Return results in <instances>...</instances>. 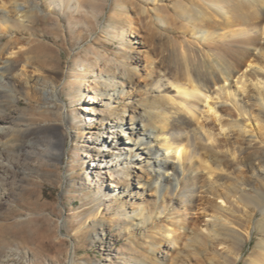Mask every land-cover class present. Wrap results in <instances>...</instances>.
Returning a JSON list of instances; mask_svg holds the SVG:
<instances>
[{
  "label": "bare ground",
  "instance_id": "obj_1",
  "mask_svg": "<svg viewBox=\"0 0 264 264\" xmlns=\"http://www.w3.org/2000/svg\"><path fill=\"white\" fill-rule=\"evenodd\" d=\"M20 1L0 0V99L19 103L17 91H26L57 119L15 127L0 104V206L21 189L9 183L20 174L13 153L20 158L29 141L48 134L52 150L44 157L65 156V130L75 135L62 98L69 87L89 123L87 144L77 146L89 159L84 181L108 202L76 234L119 226L128 253L113 240L107 245L119 264H184V256L198 254L207 256L200 264H231L241 255L235 248L220 252L221 238L244 242L259 231L261 251L250 264H264V0H178L175 16L162 11L172 0H121L116 17L125 25L112 15L101 22L95 0ZM39 13L79 39L80 27L90 34L94 26L108 28L105 39L118 42L120 53L80 60L72 79L46 69L47 57L34 66L35 38L27 32ZM76 15L89 20L75 22ZM178 17L190 41L171 47ZM141 85L144 97L135 93ZM5 258L15 261L12 253ZM69 264H76L73 249Z\"/></svg>",
  "mask_w": 264,
  "mask_h": 264
},
{
  "label": "rangeland",
  "instance_id": "obj_2",
  "mask_svg": "<svg viewBox=\"0 0 264 264\" xmlns=\"http://www.w3.org/2000/svg\"><path fill=\"white\" fill-rule=\"evenodd\" d=\"M112 1H93L96 12L102 13L100 21L104 23L112 15L109 20L125 25L126 20L124 18L116 17L121 0H114L113 8H111ZM177 1L172 0L165 7L163 5L162 11L170 16H175L173 5ZM24 2V0L20 1V3L27 5ZM47 2L46 5L48 6ZM4 6L10 7L7 3ZM63 20H68L65 25L67 29L70 28V31L73 30V24L69 18ZM86 20H89L86 16L78 15H76L75 20L73 19V21L81 23ZM33 22L31 30H28L27 33L35 38L36 59L33 61L34 66H37L39 61H44L47 57L48 62L45 68L56 71L62 76H69L72 79L76 71L79 70L77 64L82 59L87 60L88 58L90 62L94 63L97 60V55H105L107 59L113 60L117 52L120 53L121 46L118 42L105 39L108 28L102 31L99 30L100 28L98 29V26H94L95 29L90 34L83 27H80L79 30L83 31V36L79 39V37L71 35L72 38L70 32L62 31L57 26L45 21L44 16L40 13ZM186 25L187 23L178 17L175 30L168 37L170 38L169 41L171 40L170 43H173V45L170 44L171 47H174V44H179V42L190 41L188 40L190 39L189 35L185 34ZM33 26L36 27L33 28ZM108 31L110 30L108 29ZM6 37L9 38L10 34ZM54 37H58L57 41ZM22 59L24 57H21ZM252 68L257 69L259 66L254 64ZM140 82L141 84L144 83L143 80ZM247 86H250L249 82ZM20 92L17 91L19 103L5 96L0 99V104L5 106V112L13 118V126L22 127L39 122L43 123L49 119H57L53 115L43 114V110L47 106H44V101H40L39 97L26 91ZM144 92L141 85L135 93L144 97ZM75 96L76 92L72 94L69 87L63 88L62 98L68 105L70 104L68 108L70 112L69 128L75 134L72 137L70 132L65 130L66 154L63 158H47L42 154L44 152L46 154L47 150H52L50 143L52 138L48 134H42L39 138L29 141L32 147L21 151L22 156L20 158L18 154L9 152L10 155L13 153L12 156L16 158L20 168L19 177H10L9 183L11 185L17 184L18 188L21 189H15L8 202L4 206H0V264H7L3 260H6L5 256L11 253L16 262L12 261L8 264H69L72 249L76 251V264H119L116 256L108 257L107 255V245L111 240L115 243L114 246L117 250L128 251L124 247L126 239L121 235L119 226L105 230L103 233V228L97 224L95 227H89L76 234L77 228L92 213L99 210L105 213L108 202L107 198L102 195L98 197L92 195L93 193H91L82 175V169H85L89 164V159L83 157V152L78 151L77 146L87 144L84 131L89 123L84 120V116L78 109ZM252 126L258 131V126L255 123ZM153 152L154 150L151 148V154ZM153 157L151 155V158ZM142 167H147V165L144 164ZM144 170L146 173L149 172L148 168H144ZM108 193L106 190L103 192V194ZM149 193L150 191L147 192V195ZM235 208L239 212L236 215H242L240 211H244L243 207L235 204ZM193 215L194 219L199 220L200 212L196 211ZM260 218L258 212L257 220ZM143 233L140 231V234ZM262 238L263 234L259 231H254L251 237L244 242L221 238L219 243L222 245L218 246V250L225 252V248H235L241 255V259L230 258V263L232 264L234 261V264H250L253 253L261 251ZM206 257V254L193 255V257L190 255L186 258L184 256L186 261L184 264H200ZM180 262L183 263V260L181 259Z\"/></svg>",
  "mask_w": 264,
  "mask_h": 264
}]
</instances>
